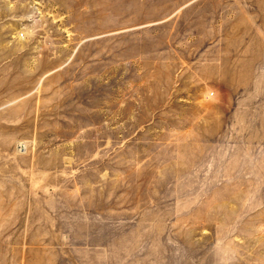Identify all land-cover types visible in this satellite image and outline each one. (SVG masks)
Instances as JSON below:
<instances>
[{"label":"rangeland","instance_id":"obj_1","mask_svg":"<svg viewBox=\"0 0 264 264\" xmlns=\"http://www.w3.org/2000/svg\"><path fill=\"white\" fill-rule=\"evenodd\" d=\"M0 264H264V0H0Z\"/></svg>","mask_w":264,"mask_h":264}]
</instances>
